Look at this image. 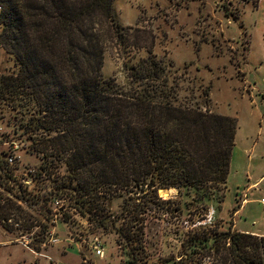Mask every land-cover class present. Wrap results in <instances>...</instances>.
Wrapping results in <instances>:
<instances>
[{
	"label": "trees",
	"instance_id": "16d2710c",
	"mask_svg": "<svg viewBox=\"0 0 264 264\" xmlns=\"http://www.w3.org/2000/svg\"><path fill=\"white\" fill-rule=\"evenodd\" d=\"M0 8V45L18 64L0 72V102L18 110L14 133L91 231L114 232L129 262H139L133 227L165 202L160 188L178 187L202 205L223 199L237 118L209 109V86L181 94L165 71L172 61L153 53L154 35L144 40L117 21L114 0H0ZM109 47L148 54L119 82L103 76ZM183 242L191 254L207 249L213 264H264V235L196 227Z\"/></svg>",
	"mask_w": 264,
	"mask_h": 264
},
{
	"label": "rangeland",
	"instance_id": "374dc122",
	"mask_svg": "<svg viewBox=\"0 0 264 264\" xmlns=\"http://www.w3.org/2000/svg\"><path fill=\"white\" fill-rule=\"evenodd\" d=\"M254 1L114 0L117 21L143 30L144 40L149 41L151 34L154 35L153 53L172 61L173 66L165 71H171L179 81L183 88L181 94L194 98L200 84L209 86V109L237 118L223 199L212 196L202 205L181 195L178 187L160 188L158 194L165 202H160V209L139 217L140 221L133 227L132 243L144 247L138 252L142 257L139 262H129L132 255L130 259L128 248L117 242L114 232L91 231L87 220L71 207L70 198L62 201L60 213L55 203L38 207L23 203L24 222L46 221L54 234L45 235L40 225L26 227L23 233L31 234L30 247H27L23 244L21 226H6L0 219V264H213V256L207 249L191 254L189 243L183 242L196 227L221 231L232 228L235 220L238 228L264 234V0ZM147 54L142 50L129 58L127 52L109 47L103 76L125 82L127 64ZM17 67L14 55L0 45V72ZM18 114L17 109L0 102L3 140L14 137L20 141V135L13 131L14 122L20 118ZM1 148H8V143ZM19 152L22 155L20 173L26 165L38 166L42 162L38 155L26 149ZM58 172L55 174L60 176L53 175L60 182L63 172ZM51 180L40 182L36 189L40 196L57 183ZM134 195L138 197L142 191ZM120 201L113 202V210L119 209ZM178 205L181 208L178 213L163 212ZM46 206L53 209V214L48 212V220L42 218V214L46 215ZM95 236L102 242L103 256L91 247ZM53 238L59 241L53 242ZM136 251L135 247L134 254Z\"/></svg>",
	"mask_w": 264,
	"mask_h": 264
},
{
	"label": "built area",
	"instance_id": "2783aa9c",
	"mask_svg": "<svg viewBox=\"0 0 264 264\" xmlns=\"http://www.w3.org/2000/svg\"><path fill=\"white\" fill-rule=\"evenodd\" d=\"M4 134V133H2ZM20 141L13 139L14 137H8L6 140H3V136L0 138V207L3 209L0 210V219L6 224V226L11 227H20L23 238V244L27 247L29 246L30 240L29 237L31 234L29 231L23 233L27 228H30L34 225H40L43 228L45 235L54 234L48 226L47 223H28L24 222L22 206L23 203L26 205H34L36 207L40 204L51 205L52 203L58 204L59 213L62 211L63 204L62 201L64 197L55 194L56 190L51 187V190L45 193V195H39L36 192V189L40 182L48 179L46 173L38 170L37 166L29 165L25 167L24 171L20 173L19 168H21L22 155L19 152L20 149H26L28 151V142L20 136ZM4 143H8V148H1ZM30 154H32L30 152ZM3 160V161H2ZM48 176V175H47ZM44 177H46L44 179ZM49 180V179H48ZM264 204V198H262ZM53 209L49 206H46V215L42 214L44 220H48V212L53 214ZM53 242L59 241L57 238L52 239ZM91 247L95 253L99 256L105 254L104 247L99 237L95 236L92 239Z\"/></svg>",
	"mask_w": 264,
	"mask_h": 264
},
{
	"label": "crops",
	"instance_id": "0c3cea01",
	"mask_svg": "<svg viewBox=\"0 0 264 264\" xmlns=\"http://www.w3.org/2000/svg\"><path fill=\"white\" fill-rule=\"evenodd\" d=\"M240 208H241V206L238 207L236 210H239ZM232 229L239 230V231H242V232H251L253 234L264 235L263 233L255 232L254 230H249V229H245V228H238V223L235 220H233Z\"/></svg>",
	"mask_w": 264,
	"mask_h": 264
}]
</instances>
